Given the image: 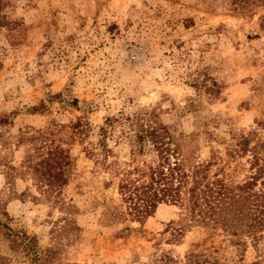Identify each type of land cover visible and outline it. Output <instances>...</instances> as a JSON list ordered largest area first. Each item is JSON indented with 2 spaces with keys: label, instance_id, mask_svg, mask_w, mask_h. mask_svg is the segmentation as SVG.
<instances>
[{
  "label": "rangeland",
  "instance_id": "1",
  "mask_svg": "<svg viewBox=\"0 0 264 264\" xmlns=\"http://www.w3.org/2000/svg\"><path fill=\"white\" fill-rule=\"evenodd\" d=\"M4 11L20 25L0 32V222L43 249L55 246L65 263L147 264L164 251L184 264L205 234L191 228L181 243L170 241V227L190 221L169 205L143 225L131 222L124 206L115 211L119 195L105 189L109 177L88 152L97 150L106 118L151 108L175 138L184 135L182 151L200 158L223 148L214 137L229 141L230 129H255L264 119V32L255 26L264 7L234 13L225 0H8ZM195 80L215 81L218 97L198 95ZM79 119L88 122L82 135L72 128ZM114 129L105 138L107 161L145 169L143 157L131 163ZM55 147L72 159L59 190L71 210L42 182L41 166ZM67 217L81 231L60 229ZM126 226L134 231L122 233ZM224 238L219 230L211 239L221 255L233 251ZM13 251L0 226L6 264L23 260ZM253 255L250 249L247 261Z\"/></svg>",
  "mask_w": 264,
  "mask_h": 264
},
{
  "label": "trees",
  "instance_id": "2",
  "mask_svg": "<svg viewBox=\"0 0 264 264\" xmlns=\"http://www.w3.org/2000/svg\"><path fill=\"white\" fill-rule=\"evenodd\" d=\"M229 11L247 12L264 7V0H225ZM8 0H0V32L13 31L20 24L14 22L4 9ZM257 31L264 32V16L255 23ZM195 80L192 87L210 99H216L220 93L215 81ZM58 93L56 97H60ZM76 100L72 101L75 104ZM39 107H33L37 111ZM192 105H189V108ZM158 109L151 108L131 115L119 114L105 119L99 128L100 140L97 150L89 151L95 157L99 171L109 177L105 189L112 188L119 195L120 204L124 206L131 222L143 225L153 217L161 205H169L179 210V219H189L187 226L171 228V240L178 244L187 229L197 228L205 238L186 253L184 264H264V119L257 121V127L249 132L229 130L230 140L213 138L222 149L210 148L209 156L200 158L192 150L182 151L179 141L184 135L173 136L171 128L159 119ZM85 126L87 128H85ZM119 127L118 138L125 140L129 154L134 163L143 157V166L125 169L117 162H108L112 152L105 143L106 135ZM73 130L85 134L88 122L78 120L72 125ZM209 136L212 131H205ZM201 134V133H200ZM200 134L188 138L198 139ZM196 137V138H195ZM245 162L241 160L246 158ZM72 159L65 150L55 147L48 151L45 159V172L41 175L47 184L48 196H55V202H61L69 210L74 208L69 202L60 198V187L66 182V170ZM173 161V162H172ZM130 167V163L126 164ZM248 165V167H246ZM215 172L210 176V170ZM145 171L147 176L145 177ZM40 172V171H39ZM245 172V174H244ZM240 174L243 178L240 179ZM113 201V199H110ZM70 214V213H69ZM116 219H125L120 214L110 213ZM67 228L81 231L76 222L67 217ZM10 249L23 260L20 264H78L65 263L58 258L55 246L43 249L38 241L23 231L12 229L0 222ZM221 230L224 241L232 252L227 255L218 253L211 244V239ZM134 231L126 226L121 232ZM128 233H126L127 235ZM207 242L211 245L206 246ZM253 250L252 260L247 261L246 254ZM0 264H6L0 257ZM147 264H179L167 252L152 255Z\"/></svg>",
  "mask_w": 264,
  "mask_h": 264
}]
</instances>
